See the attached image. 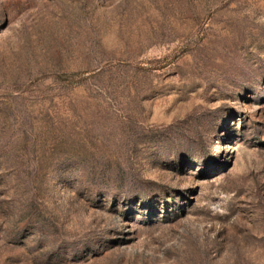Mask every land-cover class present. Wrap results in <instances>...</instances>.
I'll return each instance as SVG.
<instances>
[{
    "label": "rangeland",
    "instance_id": "374dc122",
    "mask_svg": "<svg viewBox=\"0 0 264 264\" xmlns=\"http://www.w3.org/2000/svg\"><path fill=\"white\" fill-rule=\"evenodd\" d=\"M0 264H264V0H0Z\"/></svg>",
    "mask_w": 264,
    "mask_h": 264
}]
</instances>
